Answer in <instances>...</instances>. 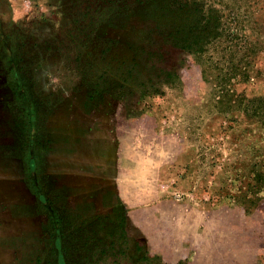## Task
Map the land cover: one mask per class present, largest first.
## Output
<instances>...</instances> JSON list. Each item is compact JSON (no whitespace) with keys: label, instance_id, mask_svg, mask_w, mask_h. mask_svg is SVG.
<instances>
[{"label":"rangeland","instance_id":"obj_1","mask_svg":"<svg viewBox=\"0 0 264 264\" xmlns=\"http://www.w3.org/2000/svg\"><path fill=\"white\" fill-rule=\"evenodd\" d=\"M222 88L264 95V0H0V264H264Z\"/></svg>","mask_w":264,"mask_h":264},{"label":"trees","instance_id":"obj_2","mask_svg":"<svg viewBox=\"0 0 264 264\" xmlns=\"http://www.w3.org/2000/svg\"><path fill=\"white\" fill-rule=\"evenodd\" d=\"M237 78H240L241 81L245 82L250 79V74L244 73L242 75H238V74L233 73L227 76V81L228 83H230L231 80H234ZM221 94H222V97L226 95V98H227V101H226L227 104L225 105V108H224L225 112L240 110L245 114L246 117H254V115L257 116L260 114L264 116V95L253 97V98L251 97V98L238 99V95H236L235 98L231 96H227V92L223 88L220 89V94L218 95L219 99H220ZM233 103H237V104L234 105Z\"/></svg>","mask_w":264,"mask_h":264}]
</instances>
